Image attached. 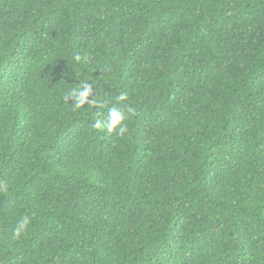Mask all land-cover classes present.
I'll use <instances>...</instances> for the list:
<instances>
[{
    "label": "trees",
    "instance_id": "obj_1",
    "mask_svg": "<svg viewBox=\"0 0 264 264\" xmlns=\"http://www.w3.org/2000/svg\"><path fill=\"white\" fill-rule=\"evenodd\" d=\"M0 264H264V0H0Z\"/></svg>",
    "mask_w": 264,
    "mask_h": 264
},
{
    "label": "clouds",
    "instance_id": "obj_2",
    "mask_svg": "<svg viewBox=\"0 0 264 264\" xmlns=\"http://www.w3.org/2000/svg\"><path fill=\"white\" fill-rule=\"evenodd\" d=\"M87 57H82L80 54L74 56L76 62H86ZM128 92H121L116 100L119 102H124L128 100ZM92 96V85L85 82L79 87H73L66 91L64 95L65 101H74V108L79 109L85 104H90L92 106H97L98 102ZM129 114H135V108L128 104H123V106L113 105L107 110V115L103 118H97L90 125L91 128L95 130H106L107 133L111 134L115 132L119 136H123L128 132L127 124L124 121L128 118ZM6 190V189H4ZM31 223V218L28 215H23L17 222L16 227L13 228L11 239L18 240L21 235L25 232L28 225Z\"/></svg>",
    "mask_w": 264,
    "mask_h": 264
}]
</instances>
